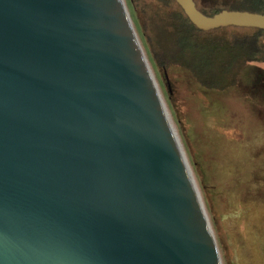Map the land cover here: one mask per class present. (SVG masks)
<instances>
[{"label": "water", "instance_id": "obj_1", "mask_svg": "<svg viewBox=\"0 0 264 264\" xmlns=\"http://www.w3.org/2000/svg\"><path fill=\"white\" fill-rule=\"evenodd\" d=\"M0 264H222L123 0H0Z\"/></svg>", "mask_w": 264, "mask_h": 264}, {"label": "rangeland", "instance_id": "obj_2", "mask_svg": "<svg viewBox=\"0 0 264 264\" xmlns=\"http://www.w3.org/2000/svg\"><path fill=\"white\" fill-rule=\"evenodd\" d=\"M123 1L200 192L222 264H264V65H249L238 86L224 93L202 89L181 68L163 75L131 1ZM194 1L199 10L212 2ZM218 1L219 10L229 11L226 0Z\"/></svg>", "mask_w": 264, "mask_h": 264}, {"label": "trees", "instance_id": "obj_3", "mask_svg": "<svg viewBox=\"0 0 264 264\" xmlns=\"http://www.w3.org/2000/svg\"><path fill=\"white\" fill-rule=\"evenodd\" d=\"M130 1L154 65L163 75L171 68H181L202 89L224 93L238 86L249 65H264V31H204L175 0ZM211 1V6L200 11L212 17L223 10L215 6L218 0ZM226 4L229 11L264 15V0H226Z\"/></svg>", "mask_w": 264, "mask_h": 264}]
</instances>
